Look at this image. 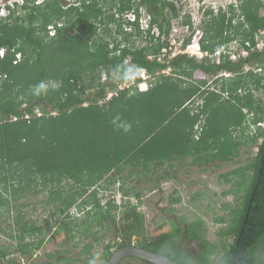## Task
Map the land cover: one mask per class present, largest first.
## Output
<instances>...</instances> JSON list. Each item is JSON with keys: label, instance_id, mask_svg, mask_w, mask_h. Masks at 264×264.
<instances>
[{"label": "trees", "instance_id": "1", "mask_svg": "<svg viewBox=\"0 0 264 264\" xmlns=\"http://www.w3.org/2000/svg\"><path fill=\"white\" fill-rule=\"evenodd\" d=\"M175 1L81 0L66 7L64 0L39 4L24 0L0 17V48H4L0 57V216L9 219L16 212L5 232L11 243L0 245V259L12 254L30 258L47 236L63 244L78 234H88L91 240L83 245L84 252L103 243L102 261L97 264H106L114 250L130 244L133 236L139 247L166 254L178 264H257V250H264V127L257 125L264 121V104L255 101L249 86L264 90V77L245 66H264V47L250 48L256 44V34L264 30V0H237L226 10L219 7L217 13L207 8L204 16L209 19L203 20L199 45L208 54L201 59L185 52L170 56L169 40L162 37L169 33L171 17L178 16ZM115 7L117 16L111 11ZM132 7L136 20L123 21L121 14ZM142 7L149 16L144 31L138 22ZM58 21L62 25L49 36L47 25ZM122 22L133 26L132 31L124 32ZM110 23H117V32L124 33V43L114 40L110 46L109 39L96 36L98 25L111 33ZM182 23L191 21L187 18ZM131 35L145 44L129 43ZM92 37L96 39L90 43ZM237 38L248 50L246 56L232 59L225 53L219 62L210 56ZM187 43L189 38L183 46ZM16 53L20 59L14 63ZM124 65L134 74L129 85L121 88L123 81H114L112 76ZM136 69L153 78L144 90L137 87L141 78ZM222 72L229 76L218 79L222 82L216 91L208 76L217 78ZM87 74L96 80L93 86L81 83ZM41 80H54L60 87L46 96H33L30 86ZM197 99L202 102L193 107ZM248 113L257 128L251 136L244 131ZM117 116L131 124L130 131L113 125ZM238 128L242 131L236 136L233 131ZM248 141L256 144L255 156L223 174L231 187L222 193L229 192L240 201L214 216L213 221L222 224L218 239H207L202 219L185 227L174 222L176 230L165 227L153 238L144 235L137 187L144 175L165 165L171 168L186 157L192 158L191 163L226 162ZM133 176L135 184L127 186ZM164 177V172L155 176L154 188H160ZM116 184L122 197L130 196L135 202L126 199L118 204L109 198L102 203L99 190ZM29 190L43 195L47 220L26 218L21 207L25 203L18 200ZM179 200L173 197L174 202ZM229 205L223 203V208ZM73 208L78 213L85 209L84 215L76 216ZM119 213H123L120 220L126 221L121 227L116 220ZM95 225L107 230L114 226L113 236L97 235L92 229ZM18 256L11 258L12 263L20 264ZM36 258L29 264H52ZM62 259L65 264L75 260Z\"/></svg>", "mask_w": 264, "mask_h": 264}, {"label": "rangeland", "instance_id": "2", "mask_svg": "<svg viewBox=\"0 0 264 264\" xmlns=\"http://www.w3.org/2000/svg\"><path fill=\"white\" fill-rule=\"evenodd\" d=\"M13 2L14 0H0V17L4 16L7 11L3 10L4 3ZM71 1L74 0H64L65 4L67 5ZM230 2L237 3V0H176L175 6L178 9V16L171 17L170 20V29L168 35H163L162 38H167L169 40V49L171 52L170 56H173L175 54H178L179 52H185L183 51L184 40L189 38V42L195 43L196 39H201L203 34V20L207 21L209 17L204 16V11L207 8H211L214 13H217L219 10V7H222V9L226 10L227 5ZM20 5V4H17ZM15 5V6H17ZM109 10L108 5L105 7V14ZM3 14H2V13ZM116 12V11H114ZM261 12V11H260ZM140 17L141 21L140 24L145 26V23L148 20V14L144 11V8L142 7L140 9ZM116 15V14H115ZM120 16V15H119ZM139 17V19H140ZM189 18L191 23L189 25L183 24L182 21ZM62 20V19H61ZM236 20V19H235ZM63 21V20H62ZM60 21V22H62ZM122 21V20H121ZM124 21V20H123ZM122 28L124 32H130L132 31V28L127 29L128 25L125 22H122ZM109 27L112 28V32H103V25H98L97 29V35L100 36L103 35L104 38H107L110 40V46L113 45L114 40L122 41V37L124 33L117 32V23H110ZM142 30V28L140 27ZM128 30V31H125ZM144 31V30H143ZM153 32L155 34L158 33L157 28H153ZM144 34V33H143ZM263 33L258 32L255 36V40L259 41L260 48H263L261 44V40L263 39ZM95 37H92L90 39V43H93L95 41ZM124 43V41H122ZM129 43H133L136 46H140L142 44H145V40L139 37H135V35H131L129 37ZM225 46L228 50L231 52H238L241 47L240 39L232 40L228 43H225ZM258 49V48H257ZM259 50V49H258ZM189 54V53H187ZM190 55V54H189ZM194 56V55H192ZM261 60H264V55L261 56ZM254 65V64H252ZM249 65L247 64L246 67ZM257 65H254L253 68H249V70H252L254 75H261L264 77V66L261 65V69L259 67H255ZM246 70V69H245ZM165 72H169V69H167ZM111 74H113V70H111ZM138 74L140 76V81H143L142 74L145 76L146 83L148 85V80H153L145 70L141 69L138 71ZM228 75V73L222 72L217 78L214 76L209 75L208 80L210 83V86H212L216 91H218L219 86L221 84V78H224ZM252 76L251 81L255 78V76ZM221 76V77H220ZM229 76V75H228ZM104 77H102V80ZM218 80V81H216ZM82 84L86 85H94L96 83V80H92L90 75H85L82 82ZM119 87H126V83L121 82L119 84ZM137 87L140 88V83L137 84ZM251 87V92L253 93V97L255 101H260L261 104H264V90L261 88H255L253 86ZM88 90L91 92L94 91L93 87H89ZM242 94H244V89L241 90ZM110 94V93H109ZM109 94L106 98L109 97ZM226 94L225 92L223 95ZM227 96V95H225ZM105 98V99H106ZM103 101V100H102ZM201 100L197 99L194 103H192L193 107L198 106V104H201ZM243 111H246L244 108ZM252 113H248L246 117V126L244 128L245 133L248 136H251L256 128V125L252 123ZM264 120V119H263ZM202 122V121H201ZM262 126L264 127V121L262 122ZM241 128L236 129L233 131V134L236 136H239ZM246 139V138H244ZM261 138L258 139V142H260ZM256 144L252 143L251 141H248L245 144H242L239 148V154L226 162H212L210 164H203V163H191L192 158L186 157L183 158L182 161L179 163L175 161V165L171 168H169L167 165L162 167L160 170L155 171L154 173H150L147 175H144L143 178L138 182V190L141 192V199L142 203L139 205L138 210L143 213L145 220H144V235L153 238L157 231L159 230H176L177 226L174 224L173 219H177L178 222H181V224H187L189 222H193L196 220H204L205 223V236L210 241H215L218 239L217 232L219 231L222 224L215 223L213 221L214 216L223 214L224 212H228L230 207L233 206L235 203H239L240 199L233 197V194L226 193L223 194V191H227L231 187V183L227 182L223 178V174H225L227 171H230L232 168L244 165L248 160H250L253 156L256 154ZM128 169L122 171V173H127ZM165 173V177L160 181L158 189L155 186V176L159 173ZM152 180H150V178ZM136 177L133 176L130 180L127 182V186L134 185ZM109 189H100L98 192V196L101 197V202L105 203L109 198H114L115 202L120 204L124 202L126 199H130L131 202H135V199H133L130 196L122 197L121 192L117 189L116 185H109ZM180 197V200L177 202H172V197ZM43 199V195L41 193H34V190H29L26 192L24 196H22L18 202H24L25 204L22 205L23 212L26 214V218L30 217L32 219H45L49 217L48 211L44 209V204L41 201ZM161 200H163V203H159ZM230 203L229 206L223 208V203ZM76 216L79 214L81 216L84 215V211H77L76 208H73L72 211ZM16 212L13 211V215H15ZM12 216L7 219L5 216H0V245L1 246H7L9 243H11L10 237L6 236V233L9 230V223L12 222ZM80 216V217H81ZM123 216V213H119L116 215V220H118V225L124 226L126 221L120 220V217ZM164 223V225H162ZM180 224V223H179ZM160 225L162 227L160 228ZM166 225V226H165ZM189 226H191L189 224ZM93 230H97L98 234L100 235L101 232L106 233V238H111L113 236L114 226L111 225V227L107 229H100L99 226H94L92 228ZM7 230V231H6ZM100 230V231H98ZM50 233V232H49ZM137 238L136 236L132 237V242L135 241ZM233 237H229V242L232 241ZM91 240L90 237H88V234L81 235L78 234L72 239H70L68 242H64L63 244H58L55 239H48V236L44 242V244L41 246V248L36 251L32 257L28 258L26 256H18L17 254L7 255L4 257V259H0V264H14L11 261V258H14L15 256H18L17 262L20 264H29L31 260L36 261L39 256L40 261H48L51 260L52 264H65V259H62V257H71L75 258L74 261H72L71 264H97L98 262L102 261V247L103 243L100 242L97 244L93 249H91L88 252L83 251V245ZM114 250V248H113ZM54 252L56 255L48 258L45 254ZM258 254V260L257 264H264V250L261 248H258L257 250ZM120 264H153V263H147L142 261L141 259L135 258V257H126L123 259V261Z\"/></svg>", "mask_w": 264, "mask_h": 264}, {"label": "built area", "instance_id": "3", "mask_svg": "<svg viewBox=\"0 0 264 264\" xmlns=\"http://www.w3.org/2000/svg\"><path fill=\"white\" fill-rule=\"evenodd\" d=\"M66 7H67V5H66ZM122 17L125 18L126 20L131 21V22H134L136 20V14H135L134 11H131V12L127 13L124 16L122 15ZM139 21H141V17H140ZM61 25H62V22H60V21H58L56 23L48 24L47 25L48 35L49 36H54L56 34L57 27H60ZM140 27L142 28V30H146L147 27H148V20L145 23V26L140 24ZM129 28H131V27L130 26L127 27V29H129ZM260 32H262L264 34V30H262ZM260 42H261L262 46L264 47V35H263V39ZM246 44L249 45L248 42H246ZM250 48H251V50L254 49V48L255 49H257V48L261 49L260 45H259V41L257 40L256 44L254 45V47H250ZM183 51H186L190 55H194L198 59H201L203 56L208 54V52L201 50L198 39H196L195 43L194 42L193 43H191V42L187 43L185 48H183ZM225 53L229 54L230 58L236 59V57H238L239 54L242 55V56H246L248 54V50L245 49V48H242L240 53L239 52L238 53H236V52L234 53V52H231L230 50H228L226 48L225 44H223L220 47L216 48L215 51L212 52V54L210 56L213 57L214 59H216L217 62H219V59H220L221 55L225 54ZM3 55H4V48H0V57H2ZM19 59H20V53H16L15 54V60L13 62L15 63ZM246 66H245V69H248V67L249 68L252 67V66H248V67H246ZM142 77H143V81L139 82L140 83V88L139 89H146L147 88V83H146V80H145V76L142 74ZM128 85H129V83H126V86H128ZM36 113H37V115H41L42 114L41 111L38 108L36 109ZM25 117H28V115H26ZM257 125H261L262 126L263 124L262 123H257Z\"/></svg>", "mask_w": 264, "mask_h": 264}, {"label": "clouds", "instance_id": "4", "mask_svg": "<svg viewBox=\"0 0 264 264\" xmlns=\"http://www.w3.org/2000/svg\"><path fill=\"white\" fill-rule=\"evenodd\" d=\"M138 71V69L135 70L136 73H138ZM133 74L134 70L127 67V65L118 66L112 76V79L117 82L123 81L127 83L131 80ZM59 87L60 84L54 80H41L40 82L30 86V92L33 96H46L50 90H56ZM112 123L116 128L122 129L124 132H128L131 130V124L126 121L120 120L118 116L112 120Z\"/></svg>", "mask_w": 264, "mask_h": 264}, {"label": "water", "instance_id": "5", "mask_svg": "<svg viewBox=\"0 0 264 264\" xmlns=\"http://www.w3.org/2000/svg\"><path fill=\"white\" fill-rule=\"evenodd\" d=\"M128 256H137L153 264H178L175 260L153 250L141 248L138 245L127 244L116 249L110 256L106 264H120Z\"/></svg>", "mask_w": 264, "mask_h": 264}, {"label": "flooded vegetation", "instance_id": "6", "mask_svg": "<svg viewBox=\"0 0 264 264\" xmlns=\"http://www.w3.org/2000/svg\"><path fill=\"white\" fill-rule=\"evenodd\" d=\"M23 1L24 0H14L13 2H8V1H6V3H4V5H3V10H6L7 11V13L4 15V16H2V17H5V16H7L8 14H9V8H14L15 7V5L16 4H20V5H22L23 4ZM44 0H34V3L35 4H39V3H41V2H43ZM88 1H90V0H87V2ZM81 2V0H74V1H71L70 3H68L67 4V6H71V5H77V4H79ZM19 5V6H20ZM134 10V8L132 7V8H130L129 10H126V11H124L121 15H126L127 13H129V12H131V11H133ZM111 11L112 12H114V11H116V7L115 8H112L111 9ZM144 11L147 13V11H146V9L144 8ZM108 12V11H107ZM2 13V12H1ZM3 14V13H2ZM115 14H116V16L118 15V12H115ZM123 20L125 21V18H123ZM174 220V222L177 224H179V225H181V226H183V227H185L186 226V224L184 225V224H181V222H178V220L176 219H173ZM166 226V225H165ZM183 238V237H182ZM65 242H68L67 240H65ZM135 242V241H134ZM130 243V244H134V245H136L135 243ZM185 243L187 244V241H185ZM188 245V244H187ZM188 247V246H187ZM115 251V250H114Z\"/></svg>", "mask_w": 264, "mask_h": 264}, {"label": "crops", "instance_id": "7", "mask_svg": "<svg viewBox=\"0 0 264 264\" xmlns=\"http://www.w3.org/2000/svg\"><path fill=\"white\" fill-rule=\"evenodd\" d=\"M261 31H262V30H261ZM143 90H144V89H143ZM171 199H172V202H174V201H173V197H172ZM160 203H161V201H160ZM162 203H163V202H162ZM173 222H174V221H173ZM177 224H178V223H177ZM178 225H179V224H178Z\"/></svg>", "mask_w": 264, "mask_h": 264}]
</instances>
